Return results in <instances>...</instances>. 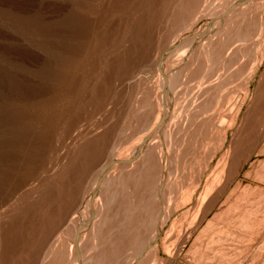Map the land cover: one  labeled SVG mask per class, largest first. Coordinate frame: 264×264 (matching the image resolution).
Instances as JSON below:
<instances>
[{"label": "bare ground", "instance_id": "1", "mask_svg": "<svg viewBox=\"0 0 264 264\" xmlns=\"http://www.w3.org/2000/svg\"><path fill=\"white\" fill-rule=\"evenodd\" d=\"M55 12L51 49L0 98V264L228 259L264 130V0Z\"/></svg>", "mask_w": 264, "mask_h": 264}, {"label": "rangeland", "instance_id": "2", "mask_svg": "<svg viewBox=\"0 0 264 264\" xmlns=\"http://www.w3.org/2000/svg\"><path fill=\"white\" fill-rule=\"evenodd\" d=\"M57 3L58 0H0V98L4 96L5 85L9 80L12 78L22 80V74L26 69L38 66V56L42 48L51 49ZM153 78L149 72L144 74L147 83H151ZM263 133L260 145L253 149V155L244 170L246 174L244 184L249 188L246 216L243 217L238 197H234L233 219L229 231L230 256L228 259L218 257L216 264H264ZM259 171L260 175L257 174ZM240 179L241 177H238L232 187ZM224 199L208 215L201 228L212 219ZM222 227V223L217 226L220 230ZM198 233L193 236L186 251ZM255 234L257 238L251 240Z\"/></svg>", "mask_w": 264, "mask_h": 264}]
</instances>
